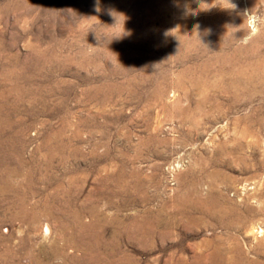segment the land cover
<instances>
[{
  "label": "rangeland",
  "instance_id": "1",
  "mask_svg": "<svg viewBox=\"0 0 264 264\" xmlns=\"http://www.w3.org/2000/svg\"><path fill=\"white\" fill-rule=\"evenodd\" d=\"M250 260L264 0H0V264Z\"/></svg>",
  "mask_w": 264,
  "mask_h": 264
},
{
  "label": "bare ground",
  "instance_id": "2",
  "mask_svg": "<svg viewBox=\"0 0 264 264\" xmlns=\"http://www.w3.org/2000/svg\"><path fill=\"white\" fill-rule=\"evenodd\" d=\"M221 55V54H220ZM249 60V59H248ZM252 60V59H251ZM250 60V61H251ZM249 61V64L250 65H252L253 64V62H250ZM226 62V61H225ZM244 70H246V69H244ZM235 71V70H234ZM252 71V70H251ZM261 72H262V69L260 70ZM239 72V71H238ZM257 72V71H256ZM236 73V72H235ZM244 71L242 70V75L244 76ZM260 74V73H259ZM250 75V74H249ZM253 75V74H252ZM252 75H251V77H252ZM258 77H260V76H258ZM250 79V78H249ZM241 80V79H240ZM252 80V79H251ZM236 84V83H235ZM231 85V84H230ZM244 87V86H243ZM199 106V105H198ZM188 107H186V109H187ZM21 214V213H20ZM15 216V215H14ZM131 226H133V225H131ZM132 232H131V235L132 236H134V237H138L137 235H136V230H140L142 233H143V236H147L150 232H148V231H146V226L145 225H142V226H140V225H135V226H133L132 228ZM68 240V239H67ZM235 247V249L236 250H238V252L240 251V248H239V246H234ZM229 249V248H228ZM225 251V250H224ZM242 251V250H241ZM240 251V252H241ZM216 252H218V251H216ZM219 253V252H218ZM215 254H217V253H215ZM240 254V253H239ZM97 259V258H96ZM237 259V258H236ZM111 260V259H110ZM227 260V259H226ZM238 260V259H237ZM96 261V260H95ZM97 261H99V260H97ZM236 261V260H235ZM242 262L243 261V258H241V257H239V260H238V263L239 262ZM245 261V260H244ZM248 261V260H247ZM233 262V259H231V258H229L228 260H227V263H232ZM106 263V262H105ZM249 264H260V261L259 260H250V262H248Z\"/></svg>",
  "mask_w": 264,
  "mask_h": 264
}]
</instances>
